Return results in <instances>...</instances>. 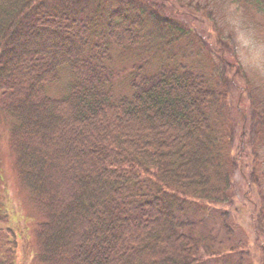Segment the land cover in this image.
Returning <instances> with one entry per match:
<instances>
[{
	"label": "trees",
	"instance_id": "obj_1",
	"mask_svg": "<svg viewBox=\"0 0 264 264\" xmlns=\"http://www.w3.org/2000/svg\"><path fill=\"white\" fill-rule=\"evenodd\" d=\"M180 2L0 0V116L10 119L16 175L40 214L39 264H252L239 245L212 253L197 214L232 210L240 161L231 145L264 139V110L262 136L256 123L248 135L247 110L228 102L220 68L214 80L206 64L172 52L193 37L179 16H210L199 0ZM236 2L264 13V0ZM115 56L132 64L116 67ZM62 70L65 92L51 95ZM121 72L129 93L116 89ZM254 209L264 264L263 182ZM16 248L0 207V264H16Z\"/></svg>",
	"mask_w": 264,
	"mask_h": 264
},
{
	"label": "rangeland",
	"instance_id": "obj_2",
	"mask_svg": "<svg viewBox=\"0 0 264 264\" xmlns=\"http://www.w3.org/2000/svg\"><path fill=\"white\" fill-rule=\"evenodd\" d=\"M182 2L188 3V0ZM199 2L207 4L206 11H210V16H207L204 10L191 14L190 9H187L189 14L179 16L188 27H191L193 37L187 41L189 43L184 42L172 47V52L179 54L184 52L186 58L183 62L206 64V70L214 76V80L218 78L216 71L220 68L228 102L233 104L240 102L241 108L247 110L246 133L254 134L253 125L256 123L257 129L261 132L259 135L262 136V119L261 123H257V117L262 118V109L264 110V13H256L236 0ZM177 5L167 4L169 9L171 8L170 12L173 10V14ZM223 60H227L230 66L237 67L234 66L233 69L224 66ZM114 64L116 67L128 68L132 61L115 56ZM124 75L121 72L116 76V89L121 93H129L131 90L124 80ZM67 80L68 74L62 70L60 81L49 86V93L55 96L63 94ZM249 102L252 103L255 116ZM9 123L10 119L7 116H0V207L5 209L8 224L15 235L16 264H39L35 258V228L40 220V214L18 181L13 154L8 144ZM247 139L248 143L240 151L234 149L236 141L231 145L234 151L230 153L233 160L238 156L240 161L232 176L234 196L232 210L227 214L226 208L215 210L201 207L197 214L202 221L198 229L201 234L205 233L212 238L210 248L212 253L231 245H239L237 249L244 248L245 251L247 248L248 255L245 256L247 261L261 264L260 252L254 244L251 212L253 214L254 207L258 210L262 205L264 139L258 138L256 141H253V137ZM252 166L254 176L258 177L256 181L251 176ZM224 212L227 214L224 221L227 230L223 227L220 216ZM257 233L258 241L264 245L262 228L257 227ZM204 253L208 254L206 250ZM231 258L236 259L235 252H232ZM231 258L229 257V260Z\"/></svg>",
	"mask_w": 264,
	"mask_h": 264
}]
</instances>
